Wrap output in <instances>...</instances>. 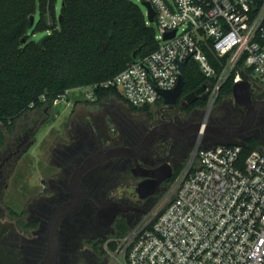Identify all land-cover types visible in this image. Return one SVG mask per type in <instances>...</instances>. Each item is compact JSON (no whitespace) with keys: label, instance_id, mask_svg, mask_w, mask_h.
<instances>
[{"label":"built area","instance_id":"2783aa9c","mask_svg":"<svg viewBox=\"0 0 264 264\" xmlns=\"http://www.w3.org/2000/svg\"><path fill=\"white\" fill-rule=\"evenodd\" d=\"M146 1L155 13L156 50L85 87L88 100L115 88L130 106L153 107L163 100L158 89L177 86L188 57L206 79L210 103L233 74V85L248 80L264 88V0ZM205 49L220 62L219 72ZM68 92L54 105L68 101ZM244 154L241 144L197 150L173 179L165 207L106 242L110 264H264V155Z\"/></svg>","mask_w":264,"mask_h":264},{"label":"trees","instance_id":"16d2710c","mask_svg":"<svg viewBox=\"0 0 264 264\" xmlns=\"http://www.w3.org/2000/svg\"><path fill=\"white\" fill-rule=\"evenodd\" d=\"M54 1L47 5L46 0H4L0 6V151L8 136L36 125L39 113L48 114L59 95L112 79L135 61L134 55L141 60L158 46L156 29L146 23L145 13L132 0H64L61 22ZM37 5L42 26L53 29L42 46L28 35ZM46 13L53 19L52 25H47ZM205 52L219 72L221 64L214 53ZM239 68L250 72L242 64ZM233 77L220 94L232 95ZM183 78L184 95L206 82L194 61L185 67ZM111 96L124 100L111 88L98 90L96 101ZM22 118L28 119V125L18 129ZM256 145L252 139L244 155ZM178 173L175 169L171 180Z\"/></svg>","mask_w":264,"mask_h":264},{"label":"flooded vegetation","instance_id":"af4514ba","mask_svg":"<svg viewBox=\"0 0 264 264\" xmlns=\"http://www.w3.org/2000/svg\"><path fill=\"white\" fill-rule=\"evenodd\" d=\"M185 95L181 96L175 105H166L163 100H159L156 105L141 113L143 127L137 129L139 135L137 132L133 134L127 130L129 140L132 141L138 137L139 142L137 144L122 145L113 143L107 149L99 147L97 152H85L89 143L91 145L94 141L93 137L90 136L84 138L81 147L79 146L77 150L71 152L70 149L64 148L55 152L51 167L57 169L58 173L53 178H42L44 187L35 195L37 197L33 196L31 203L26 202V200H29V196L27 197L24 194L26 197L22 200L23 209L20 213L10 206L3 209L0 205V264H41L43 262L48 254V234L51 222L62 206L74 200V192L71 187L72 178L76 170L92 156L118 147H137L146 140L153 130L159 127L164 128L168 133L159 134L155 142L138 155L137 159L141 166L155 169L165 162L170 163L169 159L164 158L161 160L162 156L167 153L166 149L169 146H171V149L174 147L184 149L189 146L197 134L191 132L182 136L170 126L176 125L182 129L193 130L194 125L197 123H193L192 120L184 121L190 119L192 115L202 113L206 103L210 102L209 87L192 104L185 102ZM258 101H264V97L253 95V103ZM244 109V111H235L236 118L231 124L232 127L242 125L247 114V109L245 107ZM259 116L262 117L261 126L264 127V109L259 111L253 127L256 125ZM237 117L242 119L241 123L237 122ZM32 129L31 127L28 130H23L17 137V144H14V147L7 143L5 148L0 151V203L5 195L4 193L9 190L10 185L8 182L13 177L18 161L27 151L28 147L24 151L22 148L28 141L29 135L33 133ZM84 132L89 135V130H84ZM242 134L244 133L223 137L207 136L210 143L217 145L233 140ZM181 152L174 154L172 150H169L167 154L180 158ZM133 169H135V162L132 157H116L91 168L81 177L80 182L86 195L80 209L64 216L59 224L60 247L54 264L111 263L105 248L109 237L101 241L99 238L106 235L110 228L119 222L136 223L140 216L156 206L159 199H156V197H159L160 191L162 193L166 191L163 188L166 183L164 182L159 186L156 194L148 198L141 199L137 194L135 201L132 198L125 199V201L122 199L114 200L111 197V194H113L112 189L116 187L119 189V184L115 183L116 180L124 178L129 182V174L132 179H138L140 182L143 180L134 176ZM115 203L126 204L130 210L120 212L112 225L105 226L102 224L104 223L103 219H101V222L99 221V213L101 211L108 212L106 208Z\"/></svg>","mask_w":264,"mask_h":264},{"label":"rangeland","instance_id":"374dc122","mask_svg":"<svg viewBox=\"0 0 264 264\" xmlns=\"http://www.w3.org/2000/svg\"><path fill=\"white\" fill-rule=\"evenodd\" d=\"M50 1L51 0H46L45 3L49 5ZM63 1L64 0L54 1L57 17L62 13ZM132 1L146 13V9L142 6V1L144 0ZM34 17L35 24L28 30V35L32 40L39 41L41 38L51 34L53 29L42 26L39 5L36 6ZM46 20L47 25L53 24V19H51L49 13H46ZM150 26L155 28V24H150ZM57 28L59 27L56 26V29ZM251 82L255 84L254 81ZM252 93L256 97H264V88L258 89L257 85L256 87L252 86ZM67 97L71 104L64 100L58 105H54L48 114L39 113L37 115L39 117L37 119V124L34 125L31 130L33 135H29L28 141L22 148L24 151L28 147L27 151L18 161L13 177L8 182L10 185L9 190L4 193L5 195L0 203L3 209L6 206H10L20 213L23 209L22 200L26 196H29V200H26V202L29 201L28 203L32 202L33 196L37 197L35 195L44 187L42 185V178H53L56 173H58V170L52 168L51 165L55 152L59 150H63L64 148L70 149L71 152L77 150L79 146L81 147L84 138L90 136L91 138L93 137L94 141H92L91 145L89 143L85 152H97L99 151V147L107 149L110 148L113 143L127 145L130 143L137 144L139 142L137 140L138 137L135 140H129L128 138L130 137L129 135L127 136V134L129 131L133 134L137 132L139 135L137 129L143 127V117L141 113L144 111L132 109L127 102L114 96L107 97L101 101L88 100L85 88L70 90ZM236 110L244 111L245 109L244 106L236 104L233 95L226 96L224 94H219L213 103H206L201 114L192 115L190 119L184 122L192 120L193 123L197 124L231 126L236 118ZM261 118V116L258 117L256 125L249 132L239 135L233 140L225 141L223 144H241L247 147L250 141L254 139L257 141V145L251 153H260L264 155V127L261 126ZM237 120L239 123L242 121V119H238V117ZM39 122L42 123L40 124ZM25 125H28V119L22 118L18 122L17 127L20 129ZM84 130H89V135L87 132H84ZM20 133L21 132H18L8 136L7 143H10L11 146L14 147V144H17L16 140ZM107 140L109 141L107 142ZM212 146L216 145L208 141V136L206 134L202 136L197 134L193 142L184 149H177L176 147L171 149V146L166 149L167 153L169 150H172L174 154L182 151L180 158L166 153L162 156L161 160L164 158L169 159L171 161L170 163L175 166V169L181 172L188 167L197 150ZM177 164H179V166L176 168ZM129 177V182L124 178L116 180L115 183L119 184V189H117L118 187L112 189L113 194H111V197H113L114 200L117 201L122 199L125 201V199L132 198L135 201V199H137L136 187L140 180L132 179L130 174ZM172 181L171 179L166 181L163 186L166 191L164 193L160 191L159 197H156V199L159 198L158 203L149 210L147 214L165 207L164 204L169 197L168 191ZM147 214L140 216L136 223L142 221ZM136 223L132 222V224H126L124 222H119L113 225L109 232L99 239L101 241L109 237L107 239V241H109L114 237L118 238L121 233L130 230Z\"/></svg>","mask_w":264,"mask_h":264},{"label":"water","instance_id":"95a60500","mask_svg":"<svg viewBox=\"0 0 264 264\" xmlns=\"http://www.w3.org/2000/svg\"><path fill=\"white\" fill-rule=\"evenodd\" d=\"M142 6L146 9V16L148 21L152 24L154 23L155 13L150 4V2H143ZM63 16H59V22H61ZM35 24V17H31V28ZM176 35V31L166 34L164 36L165 40L172 39ZM48 37L45 36L38 41V45L42 46L44 40ZM26 40L24 39L23 42ZM135 61L136 55H134ZM191 57H188L187 60L180 64L181 76L179 78V82L177 86L169 91L159 90V93L166 105H175L177 101L183 96L185 81L183 78V73L185 67L190 60ZM207 84H203L201 87L196 89L195 91L184 96L185 102L192 104L198 100L199 96L206 91ZM232 95L236 102V104L244 106L247 109V114L242 125L237 127L232 126H214L207 124H196L194 125V129H182L176 125H171L170 128L176 131V133L180 135H187L189 133H196L200 136L203 134L212 135L216 137L228 136L231 134H240L246 133L251 130L254 125L255 119L259 113V111L264 109V101H258L253 103V95H252V85L248 80H243L239 83L233 85ZM161 133H168L162 127L156 128L153 132L146 138V140L141 143L139 146L134 148L127 147H118L111 149L107 152H101L89 158L80 168H78L72 178L71 187L74 192V200L60 208V210L55 214L48 234V254L41 264H54L57 256L59 254V224L61 220L67 214H72L78 211L82 205V202L85 197L84 189L81 185V177L89 171L91 168L116 157H132L135 162V169H133V174L135 177L142 178L143 180L137 185L136 193L139 195L141 199L148 198L153 196L158 191L159 186L171 179L175 170V166H173L169 162H165L161 164L159 167L155 169H148L140 165L138 161V155H140L147 147L153 144ZM172 135V134H171ZM175 135V134H173ZM138 171V172H137ZM106 209L108 212H100L99 213V221L101 219L104 220L105 226H110L115 222L116 216L120 212H125L126 210H130L128 205L126 204H112L109 205Z\"/></svg>","mask_w":264,"mask_h":264},{"label":"crops","instance_id":"0c3cea01","mask_svg":"<svg viewBox=\"0 0 264 264\" xmlns=\"http://www.w3.org/2000/svg\"><path fill=\"white\" fill-rule=\"evenodd\" d=\"M251 85H252L253 87H256L257 84H256V83H255V84H252V83H251ZM257 88H258V89H261L258 85H257Z\"/></svg>","mask_w":264,"mask_h":264}]
</instances>
